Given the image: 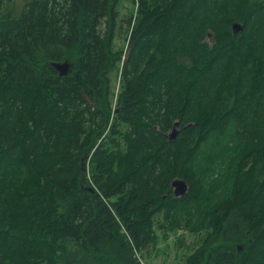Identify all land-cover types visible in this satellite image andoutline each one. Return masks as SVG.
<instances>
[{
	"label": "trees",
	"instance_id": "trees-1",
	"mask_svg": "<svg viewBox=\"0 0 264 264\" xmlns=\"http://www.w3.org/2000/svg\"><path fill=\"white\" fill-rule=\"evenodd\" d=\"M118 2L0 0V264H264V0Z\"/></svg>",
	"mask_w": 264,
	"mask_h": 264
},
{
	"label": "rangeland",
	"instance_id": "rangeland-1",
	"mask_svg": "<svg viewBox=\"0 0 264 264\" xmlns=\"http://www.w3.org/2000/svg\"><path fill=\"white\" fill-rule=\"evenodd\" d=\"M16 6H22L26 0H13ZM121 15L136 12L137 0H119ZM118 48H127L128 40L119 38ZM117 82L116 91L119 89ZM196 235L185 231H158V243L146 251L139 253L141 264H184L187 256L198 245Z\"/></svg>",
	"mask_w": 264,
	"mask_h": 264
},
{
	"label": "water",
	"instance_id": "water-1",
	"mask_svg": "<svg viewBox=\"0 0 264 264\" xmlns=\"http://www.w3.org/2000/svg\"><path fill=\"white\" fill-rule=\"evenodd\" d=\"M242 25L240 23H235L233 25L234 33H238L242 30ZM53 66L57 69V71L60 73V75H67L70 72L71 65L69 62H54ZM179 122H175L172 131L169 134V138L174 139L179 133ZM172 186L174 188L175 195L183 196L188 192V184L183 179H175L172 183Z\"/></svg>",
	"mask_w": 264,
	"mask_h": 264
}]
</instances>
